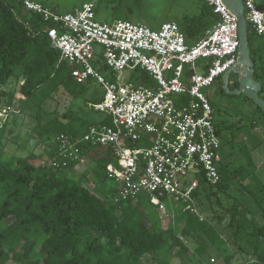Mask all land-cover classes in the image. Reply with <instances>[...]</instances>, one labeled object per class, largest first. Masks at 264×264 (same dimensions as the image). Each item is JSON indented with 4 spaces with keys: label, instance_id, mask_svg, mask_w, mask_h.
<instances>
[{
    "label": "trees",
    "instance_id": "1",
    "mask_svg": "<svg viewBox=\"0 0 264 264\" xmlns=\"http://www.w3.org/2000/svg\"><path fill=\"white\" fill-rule=\"evenodd\" d=\"M198 6L197 15L176 22L189 44L203 38L218 23V16L204 0H199ZM16 7H22L19 0H0V86L9 83L17 86L8 96L7 108L14 105L16 93L24 97L20 101L22 105L29 102L40 111L59 88L77 97L81 90L74 91L73 83L84 84L74 81L71 67L60 60L59 51L42 32L45 27L42 17L21 11L24 22L33 30L31 34L14 15ZM248 29L256 68L254 77L262 84L260 95L264 98V44L257 42L264 37H259L251 25ZM146 78L142 75V79ZM209 100L216 115L217 107ZM253 107L255 111H251L248 127L254 129L264 119V112L254 103ZM97 124L110 125V121L106 118ZM228 126L232 133L241 128L236 123ZM4 127L0 130L5 132ZM34 129L51 141L59 134L82 137L88 123L80 117L62 115L46 122L38 119ZM5 151L6 145L0 137V264H171L160 259L164 248L167 245L177 248L176 257L182 252L189 254L191 248L184 239L194 233L204 234L210 243L220 246L223 264H264V226L239 200L223 206L219 198L220 194L228 196L229 182L238 177L237 171L219 166L220 182L210 184L201 179L193 195L201 205L217 198V204L224 210L223 214H217L218 223L228 219L226 228L231 231L238 252L248 257L234 262L235 254L222 248L225 242L219 230L187 208L183 210L184 220L164 228L160 220H149L139 201L109 205L108 197L102 199L86 185L59 177L60 167L54 165L60 162L56 146H51L47 158L40 162L35 161V154L5 160ZM87 156L96 159L105 171L100 180L108 179L106 168L115 162L111 151L84 145L82 160ZM50 162L54 164L49 165ZM117 194L116 187L113 196ZM205 253V246H197L193 253L197 263L201 264Z\"/></svg>",
    "mask_w": 264,
    "mask_h": 264
},
{
    "label": "built area",
    "instance_id": "2",
    "mask_svg": "<svg viewBox=\"0 0 264 264\" xmlns=\"http://www.w3.org/2000/svg\"><path fill=\"white\" fill-rule=\"evenodd\" d=\"M19 1L22 7L13 9L17 19L33 34L21 11L42 17V32L71 67L74 81L103 88V98L91 107L111 118L110 125H90L82 137L52 138L60 156L53 164L81 162L84 145L109 149L115 162L106 175L119 185L115 203L146 200L167 213L164 200L173 198L198 215L193 195L200 180H221V142L207 90L236 65L240 45L238 20L223 0H204L218 23L194 44L176 22L153 30L127 20L100 21L94 2L59 13L33 0ZM243 3L248 25L264 37V9L256 0ZM104 69L140 70L147 78L114 81ZM10 110L0 117L8 118Z\"/></svg>",
    "mask_w": 264,
    "mask_h": 264
},
{
    "label": "rangeland",
    "instance_id": "3",
    "mask_svg": "<svg viewBox=\"0 0 264 264\" xmlns=\"http://www.w3.org/2000/svg\"><path fill=\"white\" fill-rule=\"evenodd\" d=\"M33 1L44 4L59 13H68L84 3L94 2L100 21L112 23L117 20H127L132 23L144 24L153 30H158L166 22H180L184 17H193L199 11V0ZM257 1L263 7L259 4L258 6L264 9L263 0ZM128 9H131L132 13L129 14ZM257 42L264 44V38H258ZM104 72L108 79L114 81L119 77V80L123 82H136L142 77L140 70H125L122 73L112 74L111 70L104 69ZM16 87L14 83L0 86V112L7 109L8 96L16 90ZM72 88L74 91L81 90L77 97H72L64 89L59 88L43 105L42 111L33 107L29 102L22 105L20 101L24 100V97L16 93L14 105L11 111H7L8 118L0 117L2 127L6 124L5 132L3 129L0 130V137H3L6 145V151L3 154L5 160L11 157L25 158L30 154H35V161L39 162L47 158L46 153L53 144L47 140V137L41 136L35 131L38 119L46 122L56 116L66 115L67 117L83 118L88 124H97L108 118L111 124V118L107 114L97 112L91 107L103 98V88L99 84L88 82L81 86L73 83ZM207 94L217 107L214 120L221 142L219 166L227 167L239 174L236 179L229 182L228 196L219 195L222 205L228 206L233 200H239L244 207H248L252 211V215L264 226V119L259 120L256 128H250L248 122L252 117L251 111H255L252 102L238 96H223L215 85L207 90ZM228 104L231 107H228ZM37 117L40 118L37 119ZM233 123L241 126L235 133H232L228 126ZM52 164V162L49 163V165ZM58 170L59 177H68L86 185L95 190V193L102 199L108 197L109 205L115 203L114 200L119 198L117 195L113 196V189L119 185L109 179L100 180L104 177L105 171L100 169L98 161L92 157L87 156L84 160L81 159V162L76 163L74 167L68 165L65 168L60 167ZM164 203L167 213L159 211L149 201L141 202L149 220L151 222L160 220L164 228L174 227L180 220L185 219L183 210L188 204L177 202L173 198H166ZM195 204L200 219L208 221L219 230L225 242L222 248H227L235 254L234 262L248 259L247 256L238 252L237 246L231 238V231L226 228L228 219L222 224L218 223L217 214H223L224 210L217 204V198L202 205L196 200ZM184 241L191 248L189 254L182 252L176 257L175 253L178 249H171L170 245H167L162 251L160 259L169 260L171 264H199L193 253L197 246H205L206 253L201 259V264H223L220 246L210 243L204 234L194 233Z\"/></svg>",
    "mask_w": 264,
    "mask_h": 264
},
{
    "label": "water",
    "instance_id": "4",
    "mask_svg": "<svg viewBox=\"0 0 264 264\" xmlns=\"http://www.w3.org/2000/svg\"><path fill=\"white\" fill-rule=\"evenodd\" d=\"M223 2L238 20L240 41L236 65L223 75V88L229 95L239 96L244 94L264 112V98L260 95L262 84L254 77L256 68L251 54L249 25L246 20L243 0H223ZM231 74L239 76L240 84V88L233 91L229 88Z\"/></svg>",
    "mask_w": 264,
    "mask_h": 264
},
{
    "label": "flooded vegetation",
    "instance_id": "5",
    "mask_svg": "<svg viewBox=\"0 0 264 264\" xmlns=\"http://www.w3.org/2000/svg\"><path fill=\"white\" fill-rule=\"evenodd\" d=\"M222 80H223V77L218 80V82L215 84V86L218 87L219 89V93L223 96H235V95H229L225 92L224 88H223V83H222ZM229 88L231 91L233 90H236V89H239L240 88V84H239V76L236 75V74H231L230 75V83H229ZM238 97L240 98H244L245 95L242 94V95H239ZM228 107H231V105H227Z\"/></svg>",
    "mask_w": 264,
    "mask_h": 264
},
{
    "label": "crops",
    "instance_id": "6",
    "mask_svg": "<svg viewBox=\"0 0 264 264\" xmlns=\"http://www.w3.org/2000/svg\"><path fill=\"white\" fill-rule=\"evenodd\" d=\"M256 2H257V4H259L257 0H256ZM261 2H262V1H261ZM263 4H264V0H263ZM259 5H260L261 7H263L261 4H259ZM127 12H128L129 14L132 13L131 9H128ZM198 13H199V11H198ZM90 125H92V124H88V127H89Z\"/></svg>",
    "mask_w": 264,
    "mask_h": 264
}]
</instances>
